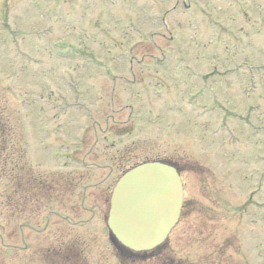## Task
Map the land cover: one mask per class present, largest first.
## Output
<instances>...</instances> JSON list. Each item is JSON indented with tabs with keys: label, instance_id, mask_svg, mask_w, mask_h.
I'll use <instances>...</instances> for the list:
<instances>
[{
	"label": "rangeland",
	"instance_id": "374dc122",
	"mask_svg": "<svg viewBox=\"0 0 264 264\" xmlns=\"http://www.w3.org/2000/svg\"><path fill=\"white\" fill-rule=\"evenodd\" d=\"M155 159L188 203L140 264H264V0H0V264H120L112 193Z\"/></svg>",
	"mask_w": 264,
	"mask_h": 264
},
{
	"label": "water",
	"instance_id": "95a60500",
	"mask_svg": "<svg viewBox=\"0 0 264 264\" xmlns=\"http://www.w3.org/2000/svg\"><path fill=\"white\" fill-rule=\"evenodd\" d=\"M182 188L176 171L161 164L127 175L115 190L109 228L123 248L148 252L163 245L178 220Z\"/></svg>",
	"mask_w": 264,
	"mask_h": 264
}]
</instances>
